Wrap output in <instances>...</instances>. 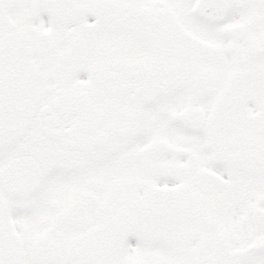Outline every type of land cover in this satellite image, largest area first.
Wrapping results in <instances>:
<instances>
[{"label": "snow or ice", "instance_id": "1", "mask_svg": "<svg viewBox=\"0 0 264 264\" xmlns=\"http://www.w3.org/2000/svg\"><path fill=\"white\" fill-rule=\"evenodd\" d=\"M0 264H264V0H0Z\"/></svg>", "mask_w": 264, "mask_h": 264}]
</instances>
